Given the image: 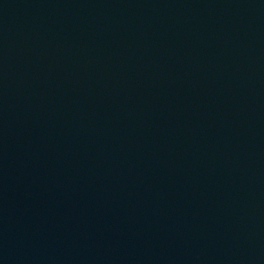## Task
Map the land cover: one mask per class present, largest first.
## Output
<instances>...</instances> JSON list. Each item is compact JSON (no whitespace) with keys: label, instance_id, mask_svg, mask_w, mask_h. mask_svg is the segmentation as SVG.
<instances>
[{"label":"water","instance_id":"1","mask_svg":"<svg viewBox=\"0 0 264 264\" xmlns=\"http://www.w3.org/2000/svg\"><path fill=\"white\" fill-rule=\"evenodd\" d=\"M0 264H264V0H0Z\"/></svg>","mask_w":264,"mask_h":264}]
</instances>
